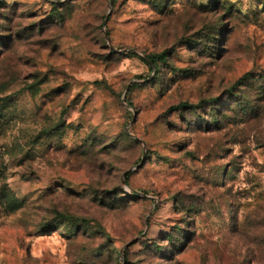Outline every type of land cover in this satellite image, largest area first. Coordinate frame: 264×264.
I'll list each match as a JSON object with an SVG mask.
<instances>
[{"label":"rangeland","instance_id":"rangeland-1","mask_svg":"<svg viewBox=\"0 0 264 264\" xmlns=\"http://www.w3.org/2000/svg\"><path fill=\"white\" fill-rule=\"evenodd\" d=\"M263 98L264 0H0V264H264Z\"/></svg>","mask_w":264,"mask_h":264},{"label":"trees","instance_id":"trees-1","mask_svg":"<svg viewBox=\"0 0 264 264\" xmlns=\"http://www.w3.org/2000/svg\"><path fill=\"white\" fill-rule=\"evenodd\" d=\"M148 59H149V62L152 64V66L157 67L158 61H162V60L165 59V53H161V54H158L156 56H150V57H148ZM242 80H244V81L254 80L253 73H246L242 77ZM240 83L241 82L239 81L238 84H240ZM238 95L239 94L235 93L233 96L237 97ZM245 98L247 99V97L245 95H239L235 101H232V102L228 103V106H227L228 109L227 110L236 113V111L234 109V106H236V107L241 108L242 112L245 110V109H242V108H249L252 111V108H253V106L251 105L252 101L247 100L245 102L244 106H243V101H244ZM263 100H264V98H263ZM180 106L181 107H187L188 104L187 103H181ZM252 114L254 115L255 111H253Z\"/></svg>","mask_w":264,"mask_h":264}]
</instances>
